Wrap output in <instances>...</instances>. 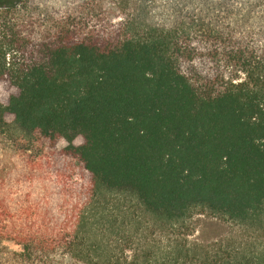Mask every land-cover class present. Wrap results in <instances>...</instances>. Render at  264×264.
<instances>
[{
	"label": "trees",
	"instance_id": "1",
	"mask_svg": "<svg viewBox=\"0 0 264 264\" xmlns=\"http://www.w3.org/2000/svg\"><path fill=\"white\" fill-rule=\"evenodd\" d=\"M263 215L264 0H0V264H264L188 240Z\"/></svg>",
	"mask_w": 264,
	"mask_h": 264
},
{
	"label": "rangeland",
	"instance_id": "2",
	"mask_svg": "<svg viewBox=\"0 0 264 264\" xmlns=\"http://www.w3.org/2000/svg\"><path fill=\"white\" fill-rule=\"evenodd\" d=\"M9 138L5 142L19 145L23 147L25 137L11 127ZM66 146L64 140L57 142V149H62ZM22 170L19 166L11 169V175L19 174ZM194 231L188 240L200 244L211 245L214 242L223 245H235L242 250H246L250 254H260L264 252V215L262 223L259 227L236 226L219 219L210 218L207 216H198L194 220ZM15 250L18 247H14ZM213 250L217 249L212 248Z\"/></svg>",
	"mask_w": 264,
	"mask_h": 264
}]
</instances>
